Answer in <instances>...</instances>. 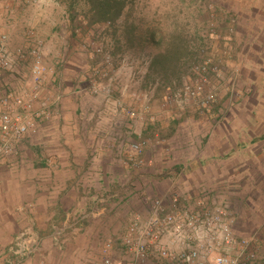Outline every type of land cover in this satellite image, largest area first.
Masks as SVG:
<instances>
[{
  "label": "rangeland",
  "instance_id": "1",
  "mask_svg": "<svg viewBox=\"0 0 264 264\" xmlns=\"http://www.w3.org/2000/svg\"><path fill=\"white\" fill-rule=\"evenodd\" d=\"M9 95L32 104L13 106L34 120L28 142L59 127L79 132L81 157L127 169L123 160L152 159L153 172L135 171L139 181L108 184L210 193L264 258V0H0V102ZM41 112L50 119L33 116ZM111 214L100 220L97 260L110 240L121 253V220L111 227ZM28 227L40 246L23 262L41 251L31 221L3 251L8 260ZM52 237L61 248L54 229Z\"/></svg>",
  "mask_w": 264,
  "mask_h": 264
},
{
  "label": "crops",
  "instance_id": "2",
  "mask_svg": "<svg viewBox=\"0 0 264 264\" xmlns=\"http://www.w3.org/2000/svg\"><path fill=\"white\" fill-rule=\"evenodd\" d=\"M78 136L74 130L42 128L21 143L18 154L0 162V264L8 260L3 251L31 221L42 248L22 264H101L102 258L94 257L105 227L100 220L112 212L110 226L119 228L113 222L120 219L122 234L132 213L143 209L133 201L137 196L121 199V189L108 184L109 178L122 183L136 178V172L107 158L79 156L88 148ZM55 226L64 229L61 248L53 242Z\"/></svg>",
  "mask_w": 264,
  "mask_h": 264
},
{
  "label": "built area",
  "instance_id": "3",
  "mask_svg": "<svg viewBox=\"0 0 264 264\" xmlns=\"http://www.w3.org/2000/svg\"><path fill=\"white\" fill-rule=\"evenodd\" d=\"M2 65L11 64L3 58ZM34 74L40 82L44 78V67L37 61ZM11 95L1 99L0 111V162L19 152L25 137L37 129L29 116L13 108L19 106L26 112L32 104L20 99L11 101ZM36 117L50 119L51 114L41 112ZM141 145H134V153L141 152ZM134 171H143L154 166L152 159L129 158L122 161ZM143 178L139 173L137 181ZM129 182L122 186L121 199L141 197L142 210L132 213L130 222L121 234V253L113 255L114 241H107L103 248L101 264H262L258 240L255 236L242 237L235 233L236 217L230 207L210 193H169L159 196L148 193L139 185ZM64 229L54 227V239L62 247ZM39 236L33 227L20 233L9 252L14 259L7 264H21L38 250Z\"/></svg>",
  "mask_w": 264,
  "mask_h": 264
},
{
  "label": "trees",
  "instance_id": "4",
  "mask_svg": "<svg viewBox=\"0 0 264 264\" xmlns=\"http://www.w3.org/2000/svg\"><path fill=\"white\" fill-rule=\"evenodd\" d=\"M123 7H124V5L121 4V12L123 11ZM149 37H150V39H151L152 41H155V40L157 39V36H156L155 31H151Z\"/></svg>",
  "mask_w": 264,
  "mask_h": 264
}]
</instances>
